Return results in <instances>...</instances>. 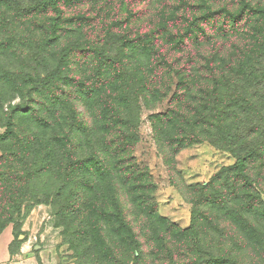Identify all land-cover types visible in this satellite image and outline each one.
Listing matches in <instances>:
<instances>
[{"label": "clouds", "instance_id": "clouds-1", "mask_svg": "<svg viewBox=\"0 0 264 264\" xmlns=\"http://www.w3.org/2000/svg\"><path fill=\"white\" fill-rule=\"evenodd\" d=\"M202 2L218 15L195 20L200 13L185 8L175 15L186 19L170 21L167 10L157 11L154 0H144L138 5L143 19L133 18L123 28L110 29L105 21L102 31L97 22L54 34L47 24L37 28V21L47 20L43 12L0 34V49H7L0 79L11 85L0 91V137L12 133L0 145V155L15 153L18 139L39 135L38 150L12 170L33 177L21 200L37 212L44 209L33 217L23 207L4 204L0 227L13 228L0 240V264L42 261L53 242L61 245L63 264H264V170L257 176L249 168L237 177L230 168L250 149L264 153V84L233 81L239 87L231 93L222 85L213 92L200 82L176 87L181 77L197 76L188 75L190 68L181 71L189 55L196 67L207 65L203 75L211 76L231 43L238 55L246 54L240 42L251 35L253 21L264 23V11H254L264 10V0ZM61 21L65 29L76 28L77 22ZM185 29L187 36L176 35ZM141 40L151 42L148 55L133 52ZM174 40L187 44L180 58L172 50ZM74 47L95 50L87 53L86 68L69 62L77 55L70 51ZM109 58L115 61L110 83L88 100L90 115L84 119L91 130L86 144L74 149L70 110L53 111L55 101L38 93L50 88L68 96L81 82L92 86L98 65ZM160 60L169 67H156ZM72 104L83 116L81 105ZM248 128L256 130L246 135ZM52 137L60 139L49 143ZM122 155L128 159L120 160ZM220 169L225 171L212 179ZM245 178L255 186L253 196L242 187ZM78 188L86 189L79 196L86 207L64 219L61 201ZM220 200L223 207L213 206ZM81 227L95 235L73 246L71 234ZM86 249L91 252L84 254Z\"/></svg>", "mask_w": 264, "mask_h": 264}, {"label": "rangeland", "instance_id": "rangeland-1", "mask_svg": "<svg viewBox=\"0 0 264 264\" xmlns=\"http://www.w3.org/2000/svg\"><path fill=\"white\" fill-rule=\"evenodd\" d=\"M141 0H95L93 3L90 2V0H61V11L56 13H50L47 14V20L43 23L37 21V28L41 29L44 28L45 24H47V30L51 31L55 34L56 31H60L61 35L63 33L69 32V33H75L79 27L81 29H88L92 25L98 24V30L102 31V25L105 21L108 22L110 29L111 28H123L125 25L129 23L130 20L133 18L131 17V13H133L135 10L138 12V10H141L142 13L144 12V9L139 7V4H143V1ZM140 2V3H139ZM151 2V0H149ZM40 0H32V4L28 5V9L32 10L35 8H40L39 6ZM164 3V9H160V4ZM135 6V7H134ZM190 6V7H189ZM184 7L187 9H190L194 12L198 11L200 14L204 12H208L206 9V5L200 0V2L196 3H190L189 0H154V9L157 11L167 10V20H171L174 16H180L175 15L176 13H179L181 9H184ZM24 7H21V4L19 2L11 3L9 0H0V34L5 33L9 29H14L19 26V22L21 21V18H28L30 19L32 14H36V12H32L29 16H24L25 11L23 9ZM39 10V9H37ZM223 10V9H219ZM40 11V10H39ZM64 13L63 18L61 16L57 15V13ZM141 12L139 11V15ZM200 14L196 15L195 17L199 16ZM39 15V14H38ZM37 15V16H38ZM138 15V17H139ZM117 17H119L117 19ZM136 18L137 22H139L141 19H143L142 15L139 18ZM61 19L64 21H73L77 22L76 28H63V23L61 22ZM59 21V23H55V26L53 25L54 22ZM172 21V20H171ZM165 24L161 25L160 27H164ZM261 28H264V23H261L260 20L253 21L252 22V32H258ZM56 39H59L57 36ZM48 44L55 43V40H49L47 42ZM76 43V42H73ZM247 44V42H246ZM237 44L235 42L231 43L227 48H225L224 52L229 53L230 48L234 51V56L237 55L236 51ZM240 47H243V44L240 42ZM244 49L247 50L248 48L244 46ZM71 52L77 53L76 56L73 57L70 63H73L76 68H86L87 60L86 55L88 52H94V49H87L83 50L78 47H74L70 49ZM84 52V55H80L79 53ZM177 58H180L183 53H175ZM49 55H54L52 53H49ZM67 55V54H66ZM116 55H119L117 53ZM200 55L199 53L197 54ZM229 55V54H225ZM7 56V49H0V60L6 58ZM237 59V56H235ZM111 62L102 61L97 68L96 73V82L92 86L86 85L83 86L84 83H80V86L78 89L74 91V93L69 94L68 96H65L63 93H61L59 96L56 95L55 92H53L50 88H45L41 90L38 94L41 96H44L45 99H52L55 101L53 105V111H60L63 109H69L71 112L72 119L70 121V135L72 136V147L74 149H80L83 145L86 144V135L91 130V125L88 124L87 120L84 119L85 116L90 115V105L88 103L87 99L90 95L94 96L96 95L103 87L108 85L110 83V76L114 71L113 63L115 61L111 58H109ZM197 64V61L189 55L187 59L184 61L185 68L181 71H187L189 68L192 67L193 64ZM161 65H156V67H160ZM207 66V65H206ZM191 74V71L188 72V75ZM6 75V74H5ZM179 75V73L177 74ZM185 77H181V79L176 81V87L177 89H180V82ZM42 79H47V77H42ZM206 83V80H204V84ZM10 82L8 80L0 79V91H2L5 87H9ZM87 89V90H86ZM89 89V90H88ZM86 90V91H85ZM174 95V94H173ZM72 101H76L79 103L84 111V115L80 116V113L76 110L75 106L72 104ZM97 105L100 107V110L103 111V105L99 101L97 102ZM79 117V119L77 118ZM42 127H46L47 123L43 122ZM81 126V127H80ZM37 135L36 133H32L31 135H26L24 137L30 138V141L33 140V136ZM39 136V135H37ZM59 137H52L49 140V143H52L53 141H58ZM3 140L0 138V145L3 144ZM37 145H40V137L38 139ZM9 154V153H7ZM3 155H0V158H2ZM54 156V155H53ZM131 165H129L130 167ZM234 165H231L232 167ZM256 171V175L259 176L260 170H264V162L262 163V160L258 161L256 166L253 167ZM222 170L214 172L212 179L216 177ZM0 169V173H1ZM162 176V174H161ZM25 181V180H24ZM23 181V183L19 184L18 186L14 183V178L10 176H2L0 175V216L4 215V212L6 210L3 209V206L5 203H7L10 207L17 208L19 210V207H23L25 211H28L30 215L33 217H38L41 212L44 211V209H41L40 212H37L36 208H31V204H25L23 200H21V197L26 196V193H24L25 189H27V184ZM86 191L84 188H78L76 191L72 192L69 196L65 197L63 201H61V204L63 205L64 210L60 213V216L64 219H68L73 215H78L81 213V210L86 207V202L81 201L79 199L80 194ZM19 202V203H17ZM11 217H9V220ZM106 221L108 220L105 218ZM11 226V224H8L4 227H0V234L2 231L6 228ZM94 233L92 230L88 227H81L75 230L74 233L71 234V240L70 243L75 246L77 242L83 243L84 241H87L89 238L94 237ZM61 247L60 244L53 242L50 252L52 255H54L55 264H63V260L59 255V248ZM91 252V249H86L84 254H87ZM137 260H140L139 258H136Z\"/></svg>", "mask_w": 264, "mask_h": 264}, {"label": "trees", "instance_id": "trees-1", "mask_svg": "<svg viewBox=\"0 0 264 264\" xmlns=\"http://www.w3.org/2000/svg\"><path fill=\"white\" fill-rule=\"evenodd\" d=\"M92 1L93 3L95 2V0H90V2ZM142 1L144 2V0H141L140 2ZM9 2L11 3L19 2V4L21 5L22 4H27V5L32 4V0H9ZM39 6L40 8L34 7V9L32 10H29L28 6L24 7L23 9L26 12L24 16H29L30 14H32V12H36L35 15H38V14L40 15L43 12H45L46 14H50V13L60 12L62 10L61 0H40ZM37 9H39L40 11ZM139 11L142 14L141 10H138V12L135 10L133 13H131V17L137 18L139 15ZM207 11H208L207 13L203 11L199 16L194 17V19L195 20L202 19L204 21H207L210 16L218 15V13H215L213 10H207ZM254 11H264V10H254ZM141 14L139 15V17L141 16ZM183 19H186V18L182 16H174L172 17L171 20L180 21ZM237 19H239V17ZM258 20L259 19L255 21H258ZM61 22L63 23V21ZM55 23L58 24L59 21L54 22L53 23L54 26H55ZM165 27H166V23L164 27L162 28L160 26L157 27L156 31L157 32L163 31ZM220 34L226 35L227 33L222 32ZM176 35L187 36L188 29H185L183 33H178ZM136 39H139V38L137 37ZM192 42H195V41L194 40L189 41V43H192ZM150 43H151L150 41L148 43H145L144 41L141 40L139 43H136L133 45V52L138 53V54L148 55L150 52L149 50ZM241 43L243 44V47L241 48L244 49V46L245 48L246 47L248 48L246 50V54L244 53H241L240 55L237 54L235 55L237 56V59H236V57L234 56V52H233L234 50L230 48L229 53L224 52L223 55L220 57L218 61L219 68L217 72L211 76L203 75L205 72L209 71L208 66H206L205 64H200L199 67H196L197 64L194 63L192 67L190 68L191 74L189 76H192L193 72L197 73V76L193 77L191 81H189L187 78H183V80L180 82V87L190 88L192 84L200 82L205 87H211V90L213 92L217 90V85H222L226 92L231 93L234 89H238L239 87L237 84H234L233 81L244 80L245 84H247L249 87H252L254 85L259 86L261 84H264V28H261L260 31L258 32L251 31V35H247L246 38L241 41ZM186 47H187V44H184L183 40H174L172 42V50L175 53H183ZM225 54H229V55H225ZM148 58L151 59L150 56ZM158 65L169 67L168 62L166 60H160ZM204 80H206L205 84H204ZM48 82L50 83V80ZM83 86L85 87L86 85L84 84ZM253 95H255V93H253ZM175 96L176 94L174 93V97ZM87 97H88L87 99H89L90 95ZM176 98L178 99L179 97H176ZM236 99H243V97H237ZM227 107L231 108L232 105L229 104L227 105ZM71 119H72V116H71ZM255 130H256L255 128H248L245 130V134L251 135L253 134ZM9 135H12V133L9 132L7 135L0 137V138L3 141H6ZM237 135H239V133H237ZM38 139H39V136L37 135L33 136L32 141H30V138L28 137H23L22 140L18 139L17 140V143L19 145L18 150L15 153L5 154L2 156V158H0V169L2 171L0 175L13 177L15 181L14 183L17 186L23 183V181L25 180L24 182L28 186V184L32 181L33 177L28 173H26L25 175H20L17 172L13 171L12 167L14 166V164H23L27 157H29L31 154H33L35 151L38 150V145H37ZM53 155L54 153H49V158H51ZM119 159L125 160V159H128V157L122 155ZM260 160H262V163L264 162V153H261L258 150L250 149L245 156L240 158V161L238 164H235L234 166L230 168L234 171L235 175L239 177L243 175V171H247L249 168L255 169L253 167H255L257 162ZM223 171H225V169L222 170L221 172ZM220 173L216 175L214 180L220 177ZM242 187L245 188L246 194L248 196H253L255 186L252 184L251 180H248L247 178H245V183L242 185ZM26 190L27 189H25L24 193H26ZM37 195H38L37 193H33V198L35 199ZM233 198L235 199L236 197L234 196ZM224 205H225V201L220 200L214 203L213 206L223 207ZM248 207H251V205L249 204ZM254 211L255 209H251V208L249 209V212H254ZM137 261H139V259Z\"/></svg>", "mask_w": 264, "mask_h": 264}, {"label": "crops", "instance_id": "crops-1", "mask_svg": "<svg viewBox=\"0 0 264 264\" xmlns=\"http://www.w3.org/2000/svg\"><path fill=\"white\" fill-rule=\"evenodd\" d=\"M13 226H9L8 228L4 229L2 233L0 234V240L5 239L6 236H10L12 232ZM54 255H52L51 252H49L44 260H33L30 261L29 264H55Z\"/></svg>", "mask_w": 264, "mask_h": 264}]
</instances>
